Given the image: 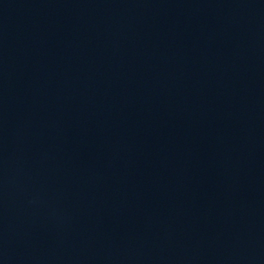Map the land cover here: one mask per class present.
<instances>
[{"label":"water","instance_id":"water-1","mask_svg":"<svg viewBox=\"0 0 264 264\" xmlns=\"http://www.w3.org/2000/svg\"><path fill=\"white\" fill-rule=\"evenodd\" d=\"M0 264H264V0H0Z\"/></svg>","mask_w":264,"mask_h":264}]
</instances>
